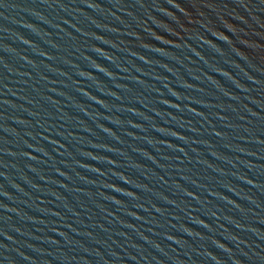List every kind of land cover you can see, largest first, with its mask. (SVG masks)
<instances>
[{
    "label": "water",
    "instance_id": "water-1",
    "mask_svg": "<svg viewBox=\"0 0 264 264\" xmlns=\"http://www.w3.org/2000/svg\"><path fill=\"white\" fill-rule=\"evenodd\" d=\"M0 264H264V0H0Z\"/></svg>",
    "mask_w": 264,
    "mask_h": 264
},
{
    "label": "snow or ice",
    "instance_id": "snow-or-ice-1",
    "mask_svg": "<svg viewBox=\"0 0 264 264\" xmlns=\"http://www.w3.org/2000/svg\"><path fill=\"white\" fill-rule=\"evenodd\" d=\"M92 5H89V7H91Z\"/></svg>",
    "mask_w": 264,
    "mask_h": 264
}]
</instances>
